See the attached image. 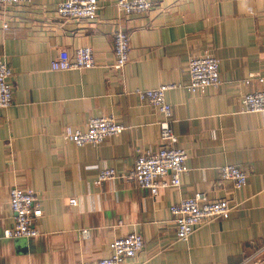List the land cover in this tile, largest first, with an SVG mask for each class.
Instances as JSON below:
<instances>
[{
	"label": "crops",
	"instance_id": "crops-1",
	"mask_svg": "<svg viewBox=\"0 0 264 264\" xmlns=\"http://www.w3.org/2000/svg\"><path fill=\"white\" fill-rule=\"evenodd\" d=\"M63 1L0 8V60L13 74L12 105L0 109V264H97L112 255L114 239L131 233L142 236L143 248L126 264H264V113L239 112L245 93L264 91V81L240 85L250 74L264 79V0H149V11L129 15L116 0H97L93 21L60 19ZM117 28L130 44L120 71L112 68ZM82 47L97 67L50 70L59 52ZM204 53L219 62L220 85L195 95L166 92L188 172L178 188L152 196L123 178L139 151L160 146V116L135 91L186 84L190 58ZM102 116H113L122 132L97 146L63 140L66 129L84 131ZM225 165L247 173L245 187L219 180ZM103 169L119 177L97 186ZM14 187L43 194L37 237L4 238ZM196 193L227 200L231 212L183 242L170 207Z\"/></svg>",
	"mask_w": 264,
	"mask_h": 264
},
{
	"label": "built area",
	"instance_id": "built-area-1",
	"mask_svg": "<svg viewBox=\"0 0 264 264\" xmlns=\"http://www.w3.org/2000/svg\"><path fill=\"white\" fill-rule=\"evenodd\" d=\"M31 0H0V8L10 5H27ZM116 9L125 14H141L149 11L152 3L149 0H116ZM100 7L97 0H64L56 8L57 16L66 21L96 19ZM4 32L8 26L3 24ZM130 49L129 36L120 28L112 34V50L114 63L112 68L120 71L128 60ZM97 67L93 51L82 47L72 54L61 51L58 57L50 63V70L55 72L85 71ZM12 71L5 61L0 60V109L6 110L12 105L13 88L11 85ZM264 79L250 74L240 81L243 87L253 84L262 85ZM219 62L210 54L191 57L188 64V80L186 84H166L154 89L136 90L139 100L155 109L160 116L159 121V148L155 151H139L135 158L133 169L123 178L137 188L147 190L156 196L159 190L180 186V177L188 172L185 164L187 155L183 148L178 146V138L174 133L172 122V107L166 101L165 94L170 90L183 89L188 94H201L208 88H217L220 85ZM240 113H264V91L245 93L240 99ZM124 128L118 124L113 116L91 118L86 123L84 131L66 129L63 140L72 143L75 147L85 145L97 146L108 137L119 135ZM119 176L112 169L100 170L95 185L114 181ZM248 175L246 172L231 165L219 169V180L228 182L234 190L246 186ZM43 194L35 190H21L12 188L9 194V210L11 212L12 227L4 232L5 239H31L39 234L37 225L42 215L41 200ZM70 206H76V200L68 201ZM231 212L227 200L210 201L202 193H196L191 198L181 200L170 207V214L176 227V236L180 241H187L194 230L213 220H225ZM83 240L89 238V230H81ZM112 255L101 259L97 264H126L134 259L143 248V239L140 234L131 233L125 237L114 239L109 245Z\"/></svg>",
	"mask_w": 264,
	"mask_h": 264
}]
</instances>
